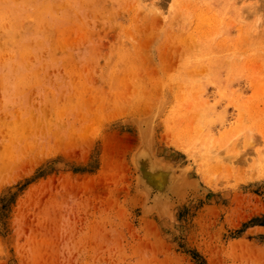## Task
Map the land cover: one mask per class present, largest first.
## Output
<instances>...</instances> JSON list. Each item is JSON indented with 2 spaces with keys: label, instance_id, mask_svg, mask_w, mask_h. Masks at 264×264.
<instances>
[{
  "label": "rangeland",
  "instance_id": "1",
  "mask_svg": "<svg viewBox=\"0 0 264 264\" xmlns=\"http://www.w3.org/2000/svg\"><path fill=\"white\" fill-rule=\"evenodd\" d=\"M262 217L264 0H0V264H264Z\"/></svg>",
  "mask_w": 264,
  "mask_h": 264
},
{
  "label": "bare ground",
  "instance_id": "2",
  "mask_svg": "<svg viewBox=\"0 0 264 264\" xmlns=\"http://www.w3.org/2000/svg\"><path fill=\"white\" fill-rule=\"evenodd\" d=\"M149 143V142H148ZM145 148V147H144ZM150 151V150H149ZM138 152V151H137ZM135 154V153H134ZM143 159V158H142ZM155 164V163H154ZM153 162L150 163V161L148 159H143L142 160V174H143V179L152 184V185H158V186H162V184L165 183V185L170 182H172L173 184H176V181H179V179L177 180L175 177V179L173 178L172 180V175L168 170H160L158 167H156V165H154ZM162 169V167H161ZM141 170V169H140ZM174 175V174H173ZM181 179V178H180ZM174 180H176L174 182ZM183 181V180H182ZM143 184V183H142ZM170 185V184H169ZM148 188V187H147ZM172 188V187H171ZM178 188V187H177ZM176 194V192H175ZM146 196V195H145ZM174 204V203H173ZM171 205L169 204V207ZM167 211V208H164ZM170 209V208H169ZM162 210V208H161ZM165 211V213H166ZM159 212V211H158ZM163 212V211H162ZM168 213V212H167ZM166 213V214H167Z\"/></svg>",
  "mask_w": 264,
  "mask_h": 264
},
{
  "label": "trees",
  "instance_id": "3",
  "mask_svg": "<svg viewBox=\"0 0 264 264\" xmlns=\"http://www.w3.org/2000/svg\"><path fill=\"white\" fill-rule=\"evenodd\" d=\"M38 177H40V176H38ZM38 177H36V178H38ZM32 181L33 180L27 181L22 187L27 186ZM255 226H264V217L251 220L248 224H245L243 226V230H241L240 233L244 232V230H246L248 228L255 227ZM191 257L195 261V264H205L204 260L199 256V254L197 252H192Z\"/></svg>",
  "mask_w": 264,
  "mask_h": 264
}]
</instances>
